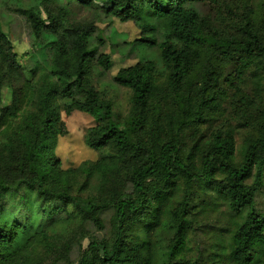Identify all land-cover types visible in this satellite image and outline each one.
<instances>
[{
	"label": "trees",
	"instance_id": "trees-1",
	"mask_svg": "<svg viewBox=\"0 0 264 264\" xmlns=\"http://www.w3.org/2000/svg\"><path fill=\"white\" fill-rule=\"evenodd\" d=\"M37 3L20 13L33 47L53 56L47 72L22 66L0 25V264H204L186 249L207 200L225 203L234 219L208 263L264 264V4ZM73 4H100L140 31L112 44L141 57L113 78L130 92L126 114L94 83L96 67L112 69L100 51L107 42L93 26L64 27ZM154 50L158 60L146 54ZM5 91L11 102L2 106ZM74 112L97 122L86 145L109 154L63 169L49 144L68 134L62 113Z\"/></svg>",
	"mask_w": 264,
	"mask_h": 264
},
{
	"label": "rangeland",
	"instance_id": "rangeland-1",
	"mask_svg": "<svg viewBox=\"0 0 264 264\" xmlns=\"http://www.w3.org/2000/svg\"><path fill=\"white\" fill-rule=\"evenodd\" d=\"M221 1L226 5L235 2V0ZM59 3L60 6L65 8L66 4ZM263 4L264 0H252L251 3L256 11H259ZM37 7V0H21L17 3L0 0V25L11 40L19 63L25 68L36 69L37 72L42 73L49 70L53 56L48 49H44L43 53H41L37 50V47H33L32 30L27 18L20 13L22 12L21 10L27 11ZM101 7L102 5L100 4L91 8L76 4L69 6L65 9L66 13L63 12V18L66 20L64 27L93 26L97 30L94 37L107 42V46L100 51L111 57L112 69L108 73H103L101 69L96 67L94 70V83L99 90L107 93V97L112 100L117 112L126 114L130 106V92L116 86L113 78L119 70L133 66L140 61L141 57L139 58L138 52L131 57H126L123 46L121 53H117L114 49L117 46L112 47V44L114 42L121 44L123 41L126 44L134 42L140 37V31L134 23H121L108 17ZM200 9L204 13H212V8L206 5L200 6ZM58 12V9L54 10L55 14ZM42 17L44 20L47 19L45 13H43ZM94 44H97L95 40L92 45ZM146 54L158 60V51H147ZM26 76L29 79L32 78L28 71ZM10 102V91H5L2 106ZM62 119L66 124L68 134L51 140L49 146L53 155L61 161L63 169L77 168L84 161H96L100 156L109 154L108 151L100 152L89 148L84 141L86 130L97 125V122L91 116L81 112H74L71 115L62 113ZM243 136L244 134H238L237 139L239 142ZM206 193L211 194L215 198L211 190H207ZM203 204L199 213L196 214L197 223L194 224L189 234L186 252L189 258H201L204 264H211L208 263V257L210 252L213 251V246L219 240L222 231H224V238L227 239V230L230 228L229 222H233L234 219L225 203L217 202L212 204V202L207 200ZM257 209L264 213V189L257 196ZM98 234L104 235L102 232ZM87 245L88 240L84 241L83 249ZM73 258H77L76 252H74Z\"/></svg>",
	"mask_w": 264,
	"mask_h": 264
}]
</instances>
